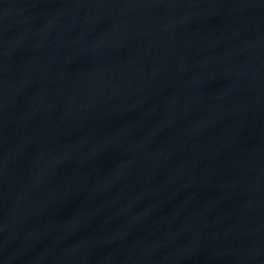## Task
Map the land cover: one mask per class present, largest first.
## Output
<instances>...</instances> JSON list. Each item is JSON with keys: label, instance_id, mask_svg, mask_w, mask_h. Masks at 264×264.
I'll return each instance as SVG.
<instances>
[{"label": "water", "instance_id": "water-1", "mask_svg": "<svg viewBox=\"0 0 264 264\" xmlns=\"http://www.w3.org/2000/svg\"><path fill=\"white\" fill-rule=\"evenodd\" d=\"M0 264H264V0H0Z\"/></svg>", "mask_w": 264, "mask_h": 264}]
</instances>
